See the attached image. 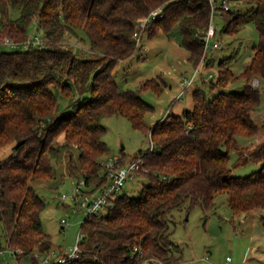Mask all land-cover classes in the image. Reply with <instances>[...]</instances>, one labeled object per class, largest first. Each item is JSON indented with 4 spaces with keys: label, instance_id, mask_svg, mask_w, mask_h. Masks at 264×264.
<instances>
[{
    "label": "trees",
    "instance_id": "16d2710c",
    "mask_svg": "<svg viewBox=\"0 0 264 264\" xmlns=\"http://www.w3.org/2000/svg\"><path fill=\"white\" fill-rule=\"evenodd\" d=\"M234 1L248 7L223 12L225 29L252 21L259 34L249 62L240 74L221 68L210 81L220 89L213 97L196 88L193 108L169 112L149 127L144 117L153 105L138 90L121 87L113 69L137 51L138 19L160 5L165 13L154 25L167 36L176 33L197 67L211 21L208 0H0V149L12 145L0 158V250L20 248L18 258L53 250L41 221L46 201L33 183L52 182L53 161L66 154L68 173L84 179L89 192L104 186L101 161L110 148L102 119L114 114L150 136L153 148L141 152L137 171L148 182L139 196L119 193L106 214L84 218L81 256L66 264H175L182 253L169 228L173 210H211L220 193L235 213L264 209V140L253 148L239 140L260 133L253 115L264 95V0ZM32 23L42 30V45H24ZM5 37L20 45H6ZM75 39L89 47H75ZM254 77L261 86L251 83ZM238 78L242 90L221 89ZM155 82L148 79L143 87L157 89ZM249 162L261 166L235 174Z\"/></svg>",
    "mask_w": 264,
    "mask_h": 264
},
{
    "label": "rangeland",
    "instance_id": "374dc122",
    "mask_svg": "<svg viewBox=\"0 0 264 264\" xmlns=\"http://www.w3.org/2000/svg\"><path fill=\"white\" fill-rule=\"evenodd\" d=\"M247 5L237 1L231 2V10L243 13ZM216 28L210 46L219 42L220 46L209 50L200 59V71L196 74L195 65L188 59L187 50L179 43L176 33L167 36L158 24L151 25L152 30L143 29L139 33L137 51L128 59L120 60L113 69V75L123 88L138 90L141 97L153 105V110L145 114L147 126H153L169 112L182 113L185 109L193 108L192 92L203 88L209 98L220 89L211 88L210 81L216 80L221 68L229 67L234 73L240 74L252 55V47L259 42V34L252 21L246 22L237 31H227L228 17L216 14L213 19ZM29 35H41L42 30L36 23L29 28ZM75 47L88 48V41L72 40ZM9 50L12 47L8 46ZM221 61V62H220ZM220 63L223 65H220ZM196 74L193 82L189 83ZM155 78L154 88H144V83ZM255 78V77H254ZM253 78V79H254ZM252 79V80H253ZM252 83V81H251ZM244 80L238 78L231 81L224 91H240ZM261 86V85H260ZM64 106L66 100L59 99ZM254 119L260 125V133L254 138L239 136V140L250 143L253 148L258 141L264 140V95L259 108L254 113ZM102 123L106 128L103 140L110 148L107 158L125 155L124 162L128 163L141 156V152L151 147L150 136L147 132L133 126L131 120L124 115L114 114L103 117ZM256 143V144H255ZM12 145L0 149V158L8 156ZM74 158L77 157L76 149ZM233 158L236 153L233 152ZM68 157L65 154L60 160L53 161L55 179L52 182H34L37 193L46 201L41 212V221L45 231L50 235L53 249L66 252L77 242L78 233L86 214L78 210V203L73 198L74 186L78 180L68 173ZM261 166V163L249 162L236 169L235 174L248 175ZM148 180L139 172L129 178L121 193L129 197H137L143 184ZM63 194L67 195L62 198ZM215 205L211 210L196 206L188 210L185 206L173 210L169 219V228L173 240L179 244L182 253L181 260L175 264H264V225L261 216L264 209L253 210L248 214L235 213L228 203L226 193L215 196ZM62 218L68 222L61 223ZM21 251V249L19 248ZM19 251V252H20ZM5 252L4 261L10 264H29V255L14 256ZM18 253V252H17ZM227 256L231 257L227 261ZM141 260V259H140ZM136 261L139 259L136 258ZM146 262L142 261V264ZM158 264H164L158 262Z\"/></svg>",
    "mask_w": 264,
    "mask_h": 264
},
{
    "label": "built area",
    "instance_id": "2783aa9c",
    "mask_svg": "<svg viewBox=\"0 0 264 264\" xmlns=\"http://www.w3.org/2000/svg\"><path fill=\"white\" fill-rule=\"evenodd\" d=\"M233 0H208L211 10V21L210 25L207 28V31L204 34V45H205V53H208L209 50L220 46L219 42H214L212 46H210V40L214 38L216 34V28L213 23V19L216 14H223V12L231 10V2ZM165 9L164 5H160L150 11V13L137 21V27L140 30L149 29L151 25L161 19L164 16ZM139 31H135L134 36L139 40ZM4 43L10 46H19V43L14 42L10 37H5ZM29 44H37L42 45V38L40 35L31 34L28 39L24 42L25 46ZM200 71V66L196 67V74ZM193 75L192 79L189 80V83L193 82L195 79ZM252 84L254 86H260V80L258 78H254L252 80ZM153 148V143H151L150 150ZM104 166V173L106 175L107 181L104 186L100 187L95 192H89L88 186L84 179H78L74 186V194L73 198L78 203V210H83L86 214V217L90 215L102 216L107 213L108 209L112 207L115 203V199L119 193H121L125 182L135 176V173L139 170L141 164L143 163V159L141 156L137 157L135 160H132L128 163L120 161V157L114 158H104L101 161ZM67 195L63 194L62 198H66ZM85 217V218H86ZM84 221V220H83ZM82 221V222H83ZM68 222L67 218H62L61 223L66 224ZM83 239V231L80 229L77 237V242L71 247L69 251L66 252H57L55 249L47 252H39L35 251L29 256L31 257V261L29 264H66L69 261L75 260L81 256L82 248L81 241ZM137 250V248H135ZM11 251L9 254H13L17 256V252L19 249H11L6 248L0 250V260H2L3 264H10L9 261L3 260V255L5 252ZM134 256V255H133ZM131 256V257H133ZM138 259V257H137ZM227 261L231 260L230 256H227Z\"/></svg>",
    "mask_w": 264,
    "mask_h": 264
},
{
    "label": "water",
    "instance_id": "95a60500",
    "mask_svg": "<svg viewBox=\"0 0 264 264\" xmlns=\"http://www.w3.org/2000/svg\"><path fill=\"white\" fill-rule=\"evenodd\" d=\"M48 121H50V119H48ZM24 140H20V141H18L16 144H15V148H17L22 142H23Z\"/></svg>",
    "mask_w": 264,
    "mask_h": 264
},
{
    "label": "crops",
    "instance_id": "0c3cea01",
    "mask_svg": "<svg viewBox=\"0 0 264 264\" xmlns=\"http://www.w3.org/2000/svg\"><path fill=\"white\" fill-rule=\"evenodd\" d=\"M263 119H264V117H263ZM256 141H257L256 143H260V141H258V139H256ZM256 143H255V144H256Z\"/></svg>",
    "mask_w": 264,
    "mask_h": 264
}]
</instances>
